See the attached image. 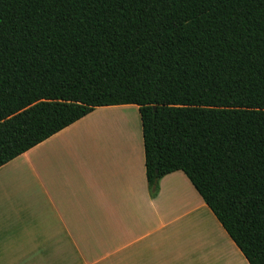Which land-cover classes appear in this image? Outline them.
Wrapping results in <instances>:
<instances>
[{
  "label": "trees",
  "instance_id": "trees-1",
  "mask_svg": "<svg viewBox=\"0 0 264 264\" xmlns=\"http://www.w3.org/2000/svg\"><path fill=\"white\" fill-rule=\"evenodd\" d=\"M121 105L150 195L184 172L264 264V0H0V168Z\"/></svg>",
  "mask_w": 264,
  "mask_h": 264
},
{
  "label": "crops",
  "instance_id": "crops-1",
  "mask_svg": "<svg viewBox=\"0 0 264 264\" xmlns=\"http://www.w3.org/2000/svg\"><path fill=\"white\" fill-rule=\"evenodd\" d=\"M0 264H249L182 171L150 195L136 105L92 113L0 168Z\"/></svg>",
  "mask_w": 264,
  "mask_h": 264
}]
</instances>
